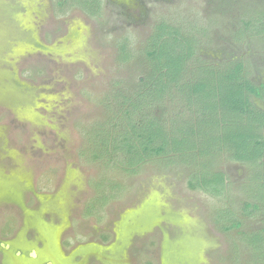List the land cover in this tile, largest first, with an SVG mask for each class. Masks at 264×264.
Returning <instances> with one entry per match:
<instances>
[{
  "label": "rangeland",
  "instance_id": "374dc122",
  "mask_svg": "<svg viewBox=\"0 0 264 264\" xmlns=\"http://www.w3.org/2000/svg\"><path fill=\"white\" fill-rule=\"evenodd\" d=\"M263 23L264 0H0V264H263L249 244L264 229V164L251 182L233 142L218 128L204 139L199 121L183 163L169 142L192 98L170 86L153 99L142 67L163 24L190 40L188 68L240 62L259 85ZM193 72L182 82L210 74ZM123 118L137 130L154 118L167 154L123 170ZM200 172L222 181L190 187Z\"/></svg>",
  "mask_w": 264,
  "mask_h": 264
},
{
  "label": "trees",
  "instance_id": "16d2710c",
  "mask_svg": "<svg viewBox=\"0 0 264 264\" xmlns=\"http://www.w3.org/2000/svg\"><path fill=\"white\" fill-rule=\"evenodd\" d=\"M262 27V31H264V25ZM160 29H163L162 33L157 31ZM164 30L166 31L165 33ZM261 35L259 39L264 40V34ZM176 37L177 32L165 27L163 24H159L156 29L155 40H152L151 43L148 42V45L146 44L142 61V67L144 68L145 66L148 71V78L151 81H155L153 85V87L155 86L152 94L153 99H158L161 91H165L170 86L176 87L179 95L192 98V102L190 101L191 99H187L194 106V119L190 123H186L183 127H180L181 129L177 138H171L169 144L172 147V152H177L183 163H186L184 157L188 158V156H191V153L187 152L191 150L192 144L202 139V133L194 126L195 122L199 121L201 123L199 129L205 133L204 139L210 138L213 128L220 129L224 133L223 138L227 136V140L233 142L232 147L229 145L224 147L228 150H225L227 155L231 154L233 156V158H228L233 161L245 162L251 166L252 169H250L249 173L251 182H256V180L262 181L260 180V169L264 166H262L264 164V109L258 108L252 98L262 100L264 103V83L255 85L246 77H243V66L240 62L230 63L229 66L224 65L221 69L207 66L204 68H200L199 66L195 70L188 68L187 61L194 55L193 46L185 36L181 38L179 36ZM185 38L188 40V43L185 42ZM176 40L177 43L175 42ZM186 70L190 74L196 73L193 71H202L204 73V70L210 74L208 77L201 74L199 77H194L196 78L194 82L185 83L182 82V75ZM139 95L141 98V94ZM144 99L146 98L142 97V100ZM137 108L136 106L134 110H137ZM128 122L126 118H123V146L115 149L112 155L117 151H121L123 158L119 162V165L127 173L132 174L136 173L140 164L149 157L167 154L168 141H166V137L168 133L166 134V131L163 130L154 118L152 120L148 119L147 124L139 130L134 128L133 125H126ZM153 127L156 129L155 133H152ZM116 128H118V124ZM136 137L138 141H136ZM135 142L138 143L135 145ZM155 142L156 145H154ZM242 145L244 146L242 147ZM183 146H189L188 151L182 150ZM222 150L224 149L213 150V153H217L219 157V152L221 153ZM108 157V159L99 158V160L106 161V164L111 163V159L115 160L114 156ZM258 163H260L259 166ZM206 168H209V165ZM210 174H215L216 180L202 178V172H200L198 176L201 180L198 184H194L192 180L189 183L190 187L196 189L197 187L212 186L216 189V186L222 180L217 173ZM262 183L264 184V181ZM103 197L104 201H106V196L104 195ZM257 199L264 203V194L261 192L257 194ZM245 205L246 208L258 209L255 204ZM233 220H231L232 223L229 224V227L231 229L238 228L240 226L239 223ZM249 246L258 260L263 255L261 259L264 264V229L255 232V236L251 237V244Z\"/></svg>",
  "mask_w": 264,
  "mask_h": 264
},
{
  "label": "water",
  "instance_id": "95a60500",
  "mask_svg": "<svg viewBox=\"0 0 264 264\" xmlns=\"http://www.w3.org/2000/svg\"><path fill=\"white\" fill-rule=\"evenodd\" d=\"M5 247H7V246H5ZM30 256L32 257V258H35V256H36V253H35V251H32L31 253H30ZM46 264H53L51 261H48V262H46Z\"/></svg>",
  "mask_w": 264,
  "mask_h": 264
},
{
  "label": "flooded vegetation",
  "instance_id": "af4514ba",
  "mask_svg": "<svg viewBox=\"0 0 264 264\" xmlns=\"http://www.w3.org/2000/svg\"><path fill=\"white\" fill-rule=\"evenodd\" d=\"M32 251H33V250H32ZM32 251H31V252H32ZM31 252H30V253H31ZM35 257H36V256H35ZM45 264H46V263H45Z\"/></svg>",
  "mask_w": 264,
  "mask_h": 264
}]
</instances>
